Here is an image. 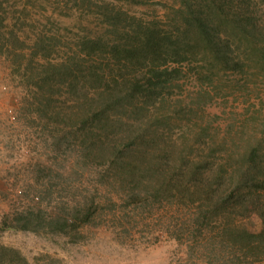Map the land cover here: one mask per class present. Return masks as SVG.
<instances>
[{
    "label": "rangeland",
    "instance_id": "374dc122",
    "mask_svg": "<svg viewBox=\"0 0 264 264\" xmlns=\"http://www.w3.org/2000/svg\"><path fill=\"white\" fill-rule=\"evenodd\" d=\"M92 1L126 15L113 25L75 0H0V219L91 200L98 209L78 234L7 231L0 245L31 264H264V247L226 236L264 230V0H187L218 48L229 43V67L192 48L167 66L181 79L156 98L132 89L148 62L112 47L134 46L138 25L194 43L182 0ZM254 149L256 163L242 162ZM112 152L134 162L138 191L163 183L158 201L126 207L118 175L101 183ZM201 206L215 211L199 232Z\"/></svg>",
    "mask_w": 264,
    "mask_h": 264
},
{
    "label": "trees",
    "instance_id": "16d2710c",
    "mask_svg": "<svg viewBox=\"0 0 264 264\" xmlns=\"http://www.w3.org/2000/svg\"><path fill=\"white\" fill-rule=\"evenodd\" d=\"M79 2V3H78ZM76 4H80L76 7L80 9V6L83 9L91 10L92 7L99 9V14H103L107 19V23L115 24V20L121 19L124 14L121 11H117L115 14L113 10L109 9L107 4H93L92 0H75ZM184 8L187 9L183 13H186L184 21L188 22V25L195 26L197 31L195 42L192 43L189 41L190 37L187 36V32H184L181 36L173 35H160L158 30L149 26H139L142 29L140 38H137L136 44L133 46L125 47L121 52L117 51V47L113 46L112 49L122 55L126 60L130 62L139 63L148 62L147 66V76L143 81L137 82L133 85V91L135 93H145L149 98L157 97L164 90H166L171 84L175 81L181 79V72L177 68L168 69L169 64H178L187 61V55L191 53L192 48L203 46L204 48L212 49L214 57L218 61H222L229 67V56L227 49L229 43H223L221 48H218L217 42L215 41L213 31L198 17H194L191 10V5L189 1L182 0ZM235 30H242L238 23L233 24ZM86 44L92 47L97 44V41H87ZM214 47V48H213ZM216 53L214 52V50ZM143 60V61H142ZM233 67L236 69L239 67V63L233 62ZM53 72L54 67H52ZM48 73H46V77ZM45 77V78H46ZM143 82V83H142ZM92 147V146H91ZM90 149V148H89ZM88 149V150H89ZM87 151V150H86ZM90 151V150H89ZM116 153L112 152L109 155L107 160L108 164L105 166V170L100 173L101 183L103 177L109 174L108 179L112 176L115 177V174L118 175L120 180V189H125L127 197L125 200L126 207L131 205H136L141 207L144 204L149 203L151 198L154 200L159 199L160 194L164 191L163 183L158 187L154 188L151 192L149 189L138 191V188L142 186V181L137 179L138 168L135 166L134 162L125 161L121 156H118ZM121 153V152H120ZM89 152H87V155ZM242 162L246 164H255L257 161V150H250L241 158ZM45 170L40 169V172ZM150 173H154L153 170ZM149 173V174H150ZM144 174V172H143ZM195 172L190 174L191 178L196 177ZM166 182V181H165ZM247 183V180L246 182ZM132 185L131 188L127 185ZM51 186V184L49 185ZM254 186L252 185V188ZM256 188H261L262 186L256 184ZM182 192H187L186 188L181 190ZM51 187H48L46 190V195H53ZM220 203V202H218ZM94 200L85 201V203L79 207L72 208L69 211H66L64 208L58 210L56 213L48 214L45 210L38 207H28L23 210H15L14 212L8 213L1 217L0 219V235L7 231H22V232H32V233H41L43 231L51 234H61L65 236H70L73 233L78 234L79 229L83 226L90 224L93 219H95L98 209L96 205L94 206ZM198 211V216L195 218L196 231L201 232L208 225V220L214 216V211L221 208L220 204L216 207L214 206L213 210L209 206L202 207ZM264 222V214L261 215ZM227 237L231 236L232 242L237 245L239 244L243 250H254L258 247H264V230L258 234H251L246 231H227ZM54 262H59L60 260H51ZM0 264H31L28 259L17 249L12 247H7L0 245Z\"/></svg>",
    "mask_w": 264,
    "mask_h": 264
}]
</instances>
